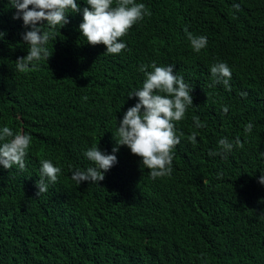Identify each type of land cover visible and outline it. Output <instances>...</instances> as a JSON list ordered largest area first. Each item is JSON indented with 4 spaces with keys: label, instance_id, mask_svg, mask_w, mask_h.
<instances>
[{
    "label": "trees",
    "instance_id": "16d2710c",
    "mask_svg": "<svg viewBox=\"0 0 264 264\" xmlns=\"http://www.w3.org/2000/svg\"><path fill=\"white\" fill-rule=\"evenodd\" d=\"M136 2L151 15L121 38V53L87 43L86 0H77L81 12L54 29L49 60L21 73L15 62L28 54L31 28L0 0V128L32 136L24 171L0 166V264H264V0ZM186 32L206 36V48L194 52ZM153 62L173 64L194 87L193 107L176 122L171 175L153 180L120 146L103 181L76 184L72 172L93 166L86 150L113 154L118 123L138 103L128 98L142 88L138 69ZM217 62L232 71L230 91L209 86ZM193 115L206 127L196 129ZM225 137L243 148L209 156ZM44 159L61 173L37 197Z\"/></svg>",
    "mask_w": 264,
    "mask_h": 264
},
{
    "label": "clouds",
    "instance_id": "9594fccd",
    "mask_svg": "<svg viewBox=\"0 0 264 264\" xmlns=\"http://www.w3.org/2000/svg\"><path fill=\"white\" fill-rule=\"evenodd\" d=\"M12 8L16 9L13 19H22L25 27L31 30L22 36L28 45V54L18 58L15 62L16 71L24 73L35 71L37 62L48 61L53 53H49L47 44L54 39V29L57 26L64 27L69 23L68 15L81 12L77 0H9ZM87 7L82 10L83 20L79 25V31L92 46L104 45L107 54H119L127 45L122 42L133 25L142 21L146 15H151L145 4L136 0H86ZM31 6V8H30ZM235 10L240 9L239 4H233ZM40 22H46L45 26H38ZM5 33L0 32V38ZM187 39L194 52L199 53L205 49L208 40L206 36H196L187 33ZM151 68V71L148 69ZM174 65L157 66L141 65L138 69L145 75L142 88L130 93L128 98H138V103L130 107L119 121L115 139L116 146L113 154H106L98 146L86 150L85 157L93 166L87 169H76L71 174V179L78 185L82 182L99 183L105 179V173L116 163L120 146H126L134 156L141 158L144 168L149 170V176L155 180L170 176L174 149L180 143V137L176 133V122L185 118L187 109L193 107V88L185 82L183 76L173 74ZM213 87L223 84L230 91L232 71L225 62H217L210 67ZM246 97V92H241ZM87 100V97L83 98ZM222 111L226 114L228 107ZM196 129L206 127L196 115L192 117ZM254 124L247 123L244 126L245 134H250ZM197 132H193L188 140L196 143ZM181 135H183L181 133ZM219 151H210L209 156H221L227 158L234 146L243 148V143L237 137L234 142L228 138L219 140ZM32 144V136L22 131H15L5 125L0 128V166L5 170L17 166L19 170L26 168L25 158ZM61 168L54 166L52 161H41L40 177L36 182V196L40 197L49 191V185L55 184ZM259 183L264 185V174H261ZM203 255V254H202Z\"/></svg>",
    "mask_w": 264,
    "mask_h": 264
}]
</instances>
